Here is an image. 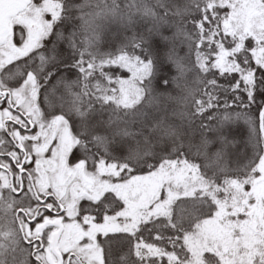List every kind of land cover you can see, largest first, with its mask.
Segmentation results:
<instances>
[{"label":"snow or ice","instance_id":"6c2138e0","mask_svg":"<svg viewBox=\"0 0 264 264\" xmlns=\"http://www.w3.org/2000/svg\"><path fill=\"white\" fill-rule=\"evenodd\" d=\"M0 264H264V0H0Z\"/></svg>","mask_w":264,"mask_h":264}]
</instances>
